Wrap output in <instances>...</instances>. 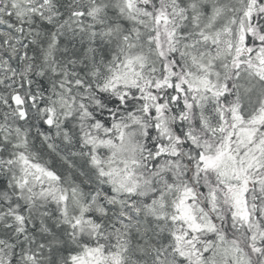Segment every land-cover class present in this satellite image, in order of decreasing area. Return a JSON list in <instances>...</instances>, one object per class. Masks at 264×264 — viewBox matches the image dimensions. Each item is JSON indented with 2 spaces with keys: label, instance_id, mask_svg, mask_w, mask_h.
<instances>
[{
  "label": "snow or ice",
  "instance_id": "6c2138e0",
  "mask_svg": "<svg viewBox=\"0 0 264 264\" xmlns=\"http://www.w3.org/2000/svg\"><path fill=\"white\" fill-rule=\"evenodd\" d=\"M0 264H264V0H0Z\"/></svg>",
  "mask_w": 264,
  "mask_h": 264
}]
</instances>
